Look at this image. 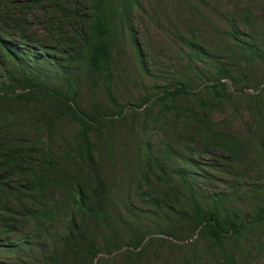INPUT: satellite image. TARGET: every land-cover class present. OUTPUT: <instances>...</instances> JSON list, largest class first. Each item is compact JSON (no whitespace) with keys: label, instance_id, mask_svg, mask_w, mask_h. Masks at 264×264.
Instances as JSON below:
<instances>
[{"label":"trees","instance_id":"16d2710c","mask_svg":"<svg viewBox=\"0 0 264 264\" xmlns=\"http://www.w3.org/2000/svg\"><path fill=\"white\" fill-rule=\"evenodd\" d=\"M171 1L202 21L206 0ZM240 1L208 33L175 27L179 64L159 79L141 0H0V264H249L238 246L264 224V5ZM133 74L152 81L134 103L113 84Z\"/></svg>","mask_w":264,"mask_h":264},{"label":"rangeland","instance_id":"374dc122","mask_svg":"<svg viewBox=\"0 0 264 264\" xmlns=\"http://www.w3.org/2000/svg\"><path fill=\"white\" fill-rule=\"evenodd\" d=\"M14 1V0H11ZM143 3L144 11H138L134 16L136 30L138 34V42L141 46V50L146 51L149 60L155 61V69L157 75L160 78L170 77L179 61L176 59L180 57L177 51L174 40L171 37V31L173 29H187L188 27H194L201 33H208L210 29L211 22H216L218 18L224 17L225 14H230L235 8L246 6L245 2L240 0H206L205 4L201 5L202 11V21L201 19L191 16L190 12L173 3L171 0H141ZM190 1V0H188ZM251 3V0H248ZM6 0H1V3L5 5ZM10 2V0H8ZM252 2H260L264 5V0H252ZM196 5L198 3H195ZM40 8V7H39ZM37 14L44 15V11L41 9L37 10ZM32 26V31L38 32L40 36H46L41 27L37 24L34 19H30ZM55 27L59 26V23L54 24ZM126 58L130 62H134L135 56L133 53V48L129 46L126 48ZM123 63V62H122ZM121 73H128L126 67L121 64ZM132 80L137 82V85H133V81L118 79L113 82L114 92L118 93L117 97L121 100H129L132 102L134 96L139 97L140 93H145V91L150 87L152 83L150 78H142L138 74L130 75ZM260 79L262 86H264V71L258 69L255 73V77ZM248 92L255 91V88L246 89ZM99 96L106 101H109L106 92L103 88L97 89ZM88 101H90L88 99ZM136 100H133V103ZM220 113H215L214 117H221ZM248 116H246V119ZM245 119L236 123L235 129L236 133H240L246 129ZM69 128V127H67ZM124 169H119L117 171V176L122 177L124 175ZM223 183L218 181L210 187L222 188ZM238 204V203H237ZM236 204V205H237ZM240 210L246 207V203L238 206ZM260 248H264V224L256 227L255 229H250L247 236V241L243 245L238 246V253L241 257H248L249 264H260L259 260L255 257L258 254ZM163 254H166V250L162 249Z\"/></svg>","mask_w":264,"mask_h":264}]
</instances>
